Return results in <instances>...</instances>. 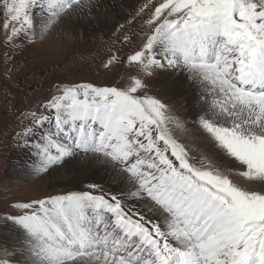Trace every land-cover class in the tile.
I'll list each match as a JSON object with an SVG mask.
<instances>
[{
    "label": "snow or ice",
    "instance_id": "1",
    "mask_svg": "<svg viewBox=\"0 0 264 264\" xmlns=\"http://www.w3.org/2000/svg\"><path fill=\"white\" fill-rule=\"evenodd\" d=\"M86 0H0L13 41L71 17ZM149 5H144L140 11ZM132 55L141 71L172 69L200 88L195 125L208 152L193 155L168 128L179 118L161 100L124 86L67 84L32 113L54 130L33 145L36 174L78 156L110 167L117 194L51 195L5 216L18 230L0 264H264V0H158ZM130 39L125 37V41ZM117 59L111 56L108 67ZM211 153V154H209ZM227 159L231 167L217 164ZM91 188L98 187L91 185ZM132 204L133 207L128 205Z\"/></svg>",
    "mask_w": 264,
    "mask_h": 264
},
{
    "label": "rangeland",
    "instance_id": "2",
    "mask_svg": "<svg viewBox=\"0 0 264 264\" xmlns=\"http://www.w3.org/2000/svg\"><path fill=\"white\" fill-rule=\"evenodd\" d=\"M111 3L113 8L101 5L98 6L100 14L87 15V19L97 26H103H94L96 30L92 32L83 26H73L84 25L83 21L87 20L80 11L71 17H64L41 33L46 18L37 14L36 10V35L31 40L25 39L21 33L9 41L10 32L3 27L5 15L0 13V247L14 245L19 237L17 228L4 219L22 211L17 207L19 204L68 192L111 194L104 184L95 179L70 185V177L63 168L68 160L51 166L45 172H33L32 166L38 161L33 145L44 133L54 130V124L49 120L34 134L29 133L34 138L27 147L24 146L27 139L24 131L33 126L32 113L50 114L47 101L57 95V89L64 85L92 83L101 87L124 86L129 83L130 77L140 76L147 87L139 94L161 100L182 122L183 129L177 128L174 122H168L173 135L190 146L193 155H197L196 149L208 152L204 137L195 125L200 103H191L186 93H173V89L180 85L174 76L181 71L157 68L151 74H145L136 62L128 60L143 42V35L147 32L145 21L154 11L151 6L156 5L158 0H111ZM144 5L149 7L141 12ZM84 8L91 11L87 4ZM125 37L130 39L125 41ZM111 56L117 59L105 67ZM183 74L186 73L181 72L180 76ZM186 80L193 82L190 78ZM214 159L225 168L231 167L227 159ZM91 185L98 187L91 188ZM251 187L258 191L264 189V185L260 184Z\"/></svg>",
    "mask_w": 264,
    "mask_h": 264
},
{
    "label": "bare ground",
    "instance_id": "3",
    "mask_svg": "<svg viewBox=\"0 0 264 264\" xmlns=\"http://www.w3.org/2000/svg\"><path fill=\"white\" fill-rule=\"evenodd\" d=\"M120 1L122 2L124 0H120ZM86 4L91 11H89L86 8L81 10L82 17H86L85 19H87L89 16H95L96 14H100L98 12V6L103 5V6H108L109 8L114 7V5H112V3H111V0H86ZM110 5L112 7H110ZM37 14L45 17L43 14H41L39 12V10H37ZM87 15H89V16H87ZM83 24L86 27L84 25H75V24H73V26H76L77 28L79 26H83L85 29H87V31H90V32H92L93 30H96V28L94 26H97V25L93 21H91L90 19L83 21ZM97 27L102 28L103 26L98 25ZM181 72H180V74H181ZM180 74L174 76L175 80L178 81L180 83V85L173 89L174 90L173 93H175V94L176 93L181 94L182 92L186 93L187 99L191 103H193V104L199 103L198 98H199V94L201 91L200 88L194 82H188V80H186L189 78L187 73L183 74L182 76H180ZM193 109L196 111L194 106H193ZM196 113H197V111H196ZM195 114H193V116ZM66 164L67 165L64 166L63 168H64L67 176L70 177L68 179L70 185H75V184L80 185L84 180H89V178H90V180L95 179L96 182L99 181L101 184H104L108 188V190L110 191L111 194L119 195V189L121 186H119L116 183V181L113 179V174L111 173L110 167L105 165L103 162L96 159L95 157L78 156V157H74L73 160H68L66 162ZM65 180H67V179L65 178ZM128 206L134 208V205H132V204H129Z\"/></svg>",
    "mask_w": 264,
    "mask_h": 264
}]
</instances>
